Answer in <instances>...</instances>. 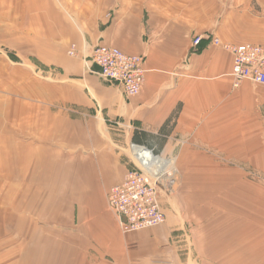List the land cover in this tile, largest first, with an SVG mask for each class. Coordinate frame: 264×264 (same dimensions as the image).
<instances>
[{
    "label": "crops",
    "instance_id": "1",
    "mask_svg": "<svg viewBox=\"0 0 264 264\" xmlns=\"http://www.w3.org/2000/svg\"><path fill=\"white\" fill-rule=\"evenodd\" d=\"M205 33L264 44V0H0V264H264V86ZM99 44L144 56L139 95L95 72ZM131 143L181 180L165 223L124 232Z\"/></svg>",
    "mask_w": 264,
    "mask_h": 264
},
{
    "label": "built area",
    "instance_id": "2",
    "mask_svg": "<svg viewBox=\"0 0 264 264\" xmlns=\"http://www.w3.org/2000/svg\"><path fill=\"white\" fill-rule=\"evenodd\" d=\"M204 41L208 45H219L232 55L231 75L236 84L250 80L264 86V44L224 43L215 35L204 34L193 40V47L199 49ZM69 54H76L74 45ZM89 60L96 66L95 72L98 75L120 85L128 97L141 93L147 80L143 55L127 53L116 46L99 44L93 48ZM130 151L135 166L108 194V207L118 217L124 232L145 230L166 221V215L160 206L158 188V182H163L164 168L157 164L153 166L151 160L146 158V153L154 157L160 155L147 146L136 143H131Z\"/></svg>",
    "mask_w": 264,
    "mask_h": 264
},
{
    "label": "rangeland",
    "instance_id": "3",
    "mask_svg": "<svg viewBox=\"0 0 264 264\" xmlns=\"http://www.w3.org/2000/svg\"><path fill=\"white\" fill-rule=\"evenodd\" d=\"M205 34H210V33H205ZM204 35V34H203ZM217 46H219V45H217ZM219 47H221V46H219ZM222 48V47H221ZM223 49V48H222ZM231 73H232V71H231ZM232 76V75H231ZM250 81V80H249ZM250 82H252V81H250ZM252 83H254V82H252ZM236 84V83H235ZM255 84V83H254ZM246 120H248V122L249 123H256V119H246ZM224 151H217V157L218 158H222V157H225V156H227V155H225L224 153H223ZM232 152H239V151H229V153H232ZM131 153V152H130ZM207 153H208V150H203L202 151V154L203 155H207ZM213 156H215V154H213ZM239 156V155H238ZM188 169H192V167H188ZM248 174L250 175V176H252V177H256L255 176V174L257 173V171L254 169V168H251V167H249V169H248ZM163 173H164V178H163V185H164V187H163V189H161L160 188V190H159V195H160V192L161 191H165L166 193H167V195H169V196H171L174 192H175V190L177 189V178L179 179L180 177V172H179V168H178V166L176 165V163L175 162H173V161H171V164L170 165H168L167 166V168H164L163 169V171H162ZM260 173V172H259ZM127 175V174H126ZM126 177V176H125ZM125 179V178H124ZM180 180H181V178H180ZM160 183V182H159ZM161 183V184H162ZM260 183H262L263 185H264V177L261 179V181H260ZM190 184V186L192 185V183L190 182L189 183ZM170 185V186H169ZM167 186H169V187H167ZM109 194V193H108ZM164 198H165V196H164ZM172 199V198H171ZM159 201H160V199H159ZM160 206H161V204H160ZM161 210L165 213V211L163 210V208L161 207ZM165 215H166V213H165ZM166 220H167V216H166ZM165 223V222H164ZM149 229V228H148Z\"/></svg>",
    "mask_w": 264,
    "mask_h": 264
},
{
    "label": "bare ground",
    "instance_id": "4",
    "mask_svg": "<svg viewBox=\"0 0 264 264\" xmlns=\"http://www.w3.org/2000/svg\"><path fill=\"white\" fill-rule=\"evenodd\" d=\"M146 158H148V159L151 160L153 166H155V164H157L161 168H167V166L171 164V163L167 164V162L164 163V160L161 157H154L153 155L148 154V153H146ZM161 183L162 182H160V183L158 182V188H159V190H160V188L163 189V187H164L163 183L162 184ZM167 187H169V186H167Z\"/></svg>",
    "mask_w": 264,
    "mask_h": 264
}]
</instances>
